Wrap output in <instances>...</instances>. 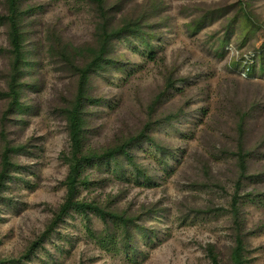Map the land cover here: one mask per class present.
<instances>
[{
  "label": "rangeland",
  "instance_id": "obj_1",
  "mask_svg": "<svg viewBox=\"0 0 264 264\" xmlns=\"http://www.w3.org/2000/svg\"><path fill=\"white\" fill-rule=\"evenodd\" d=\"M103 7L106 18L91 0H17L24 61L14 108L0 21V130L17 149L0 188V264H233L238 180L245 264H264V0ZM105 19L114 37L86 85L82 148L126 144L127 156L86 166L76 199L123 222L71 210L45 235L66 197L65 110L77 90L60 52L90 63ZM243 56L253 63L247 77Z\"/></svg>",
  "mask_w": 264,
  "mask_h": 264
},
{
  "label": "trees",
  "instance_id": "obj_2",
  "mask_svg": "<svg viewBox=\"0 0 264 264\" xmlns=\"http://www.w3.org/2000/svg\"><path fill=\"white\" fill-rule=\"evenodd\" d=\"M5 2L8 6L7 14L0 15V21L6 22L9 26V53L11 55V67H12V76L11 81L8 84V90L5 93L6 97L9 99L11 108H14L18 104V87H17V77L20 67H23V45L22 37L19 30L17 19L20 16L19 10L17 9V0H6ZM96 8L102 13L106 18V13L103 7V0H91ZM101 35L99 36L98 48L96 49H87L88 54L91 56L92 61L83 66L76 65L73 61L69 60V57L66 55V51L63 50L60 52L62 59H65L67 65L72 69L75 76H77V90L76 97L73 101L70 108L65 110V118L67 123V130L69 135V151L62 155L64 163L68 166V174L66 176L64 185L66 186V197L63 203L59 206L58 212L54 216V219L50 223L45 235L51 230L54 226L59 224L64 217L71 210H76L86 217L89 214H93L99 218H113L123 222L121 216L105 211L103 208L98 206L94 202H86L77 200V192L82 184V172L86 166L91 165L96 161H112L117 156L124 155L127 156L126 144L115 147L113 149H108L103 153H91L83 151V136H82V111H83V98L86 95V85L90 74L96 70L99 64L103 60V55L106 51V44L109 39L114 37L113 32L108 33V20L105 19L100 26ZM249 56H243L239 69L244 75L250 74L252 70V64L247 61ZM90 59V60H91ZM6 119V114L4 118ZM1 137V166H0V188L4 181V178L8 172V168L11 165V154L16 151L14 147L9 144L6 139V134L4 129L0 130ZM237 158L238 173L240 179L244 178L246 175V159L247 155L241 151L239 148L238 152L234 154ZM235 192L231 199V214L233 217V224L235 228V239L234 246L231 251V261L233 264H245V244L242 238L240 230V221H239V210L238 202L240 199L241 184L240 180L236 183ZM213 264H218L217 260L213 258Z\"/></svg>",
  "mask_w": 264,
  "mask_h": 264
}]
</instances>
